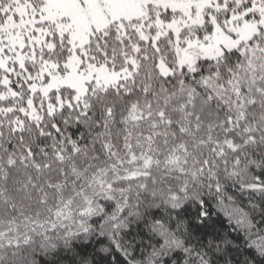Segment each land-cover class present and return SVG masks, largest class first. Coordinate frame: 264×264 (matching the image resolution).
I'll use <instances>...</instances> for the list:
<instances>
[{
  "label": "snow or ice",
  "instance_id": "snow-or-ice-1",
  "mask_svg": "<svg viewBox=\"0 0 264 264\" xmlns=\"http://www.w3.org/2000/svg\"><path fill=\"white\" fill-rule=\"evenodd\" d=\"M0 264H264V0H0Z\"/></svg>",
  "mask_w": 264,
  "mask_h": 264
}]
</instances>
